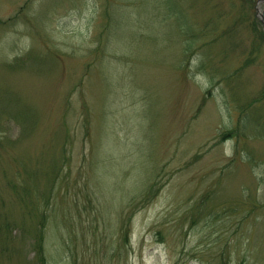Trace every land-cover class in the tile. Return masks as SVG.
I'll list each match as a JSON object with an SVG mask.
<instances>
[{"label": "rangeland", "instance_id": "1", "mask_svg": "<svg viewBox=\"0 0 264 264\" xmlns=\"http://www.w3.org/2000/svg\"><path fill=\"white\" fill-rule=\"evenodd\" d=\"M257 10L0 0V264H264Z\"/></svg>", "mask_w": 264, "mask_h": 264}, {"label": "trees", "instance_id": "2", "mask_svg": "<svg viewBox=\"0 0 264 264\" xmlns=\"http://www.w3.org/2000/svg\"><path fill=\"white\" fill-rule=\"evenodd\" d=\"M166 1V0H165ZM245 1H253V0H245ZM255 1V0H254ZM202 32V31H201ZM193 39L195 38L194 36H191ZM191 37H190V39H191ZM261 96L264 94V89H262L261 90ZM260 102V101H259ZM263 119H264V117H263ZM259 121H261L262 119H258ZM250 121V120H249ZM255 126V125H254ZM234 131H232V129H230V130H228L227 132H226V134L227 135H231L232 133H233Z\"/></svg>", "mask_w": 264, "mask_h": 264}, {"label": "water", "instance_id": "3", "mask_svg": "<svg viewBox=\"0 0 264 264\" xmlns=\"http://www.w3.org/2000/svg\"><path fill=\"white\" fill-rule=\"evenodd\" d=\"M259 15H260V17H264L260 12H259Z\"/></svg>", "mask_w": 264, "mask_h": 264}]
</instances>
